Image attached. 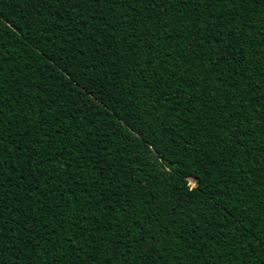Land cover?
I'll use <instances>...</instances> for the list:
<instances>
[{"label": "trees", "instance_id": "16d2710c", "mask_svg": "<svg viewBox=\"0 0 264 264\" xmlns=\"http://www.w3.org/2000/svg\"><path fill=\"white\" fill-rule=\"evenodd\" d=\"M0 264H264V0H0Z\"/></svg>", "mask_w": 264, "mask_h": 264}, {"label": "rangeland", "instance_id": "374dc122", "mask_svg": "<svg viewBox=\"0 0 264 264\" xmlns=\"http://www.w3.org/2000/svg\"><path fill=\"white\" fill-rule=\"evenodd\" d=\"M188 183H189L190 185H194L193 179L189 178V179H188Z\"/></svg>", "mask_w": 264, "mask_h": 264}]
</instances>
